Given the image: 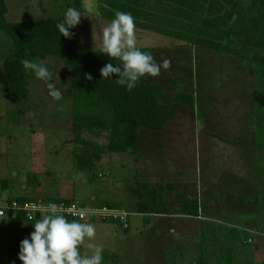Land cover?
Masks as SVG:
<instances>
[{
  "label": "rangeland",
  "instance_id": "1",
  "mask_svg": "<svg viewBox=\"0 0 264 264\" xmlns=\"http://www.w3.org/2000/svg\"><path fill=\"white\" fill-rule=\"evenodd\" d=\"M90 2L95 4L99 15L81 17L77 27L87 50L101 49L102 28L111 20L103 15L105 2ZM6 3V17L12 22L58 17L69 7L84 13V8L78 7L75 0H6ZM170 12L167 14L170 20L157 24L158 32L136 27L137 47L167 49L164 59H176V65L192 69L191 74L173 67L169 71L172 79H188L187 84L175 91L197 96L193 106L178 108L180 114L176 119V126L189 123L193 142L183 151H175L173 156L171 152L166 158L153 154L147 161L135 162L128 155L105 153L99 176L83 175L82 179L77 178L80 172L74 162L72 100L66 91L70 77L64 65L58 64L56 58L48 60L56 69L53 82L62 92V99L54 100L41 80L30 82L27 99L9 97L3 91V62L9 54L10 41L0 35V192L3 181H8L0 201L21 196L46 200L68 197L94 206L96 199L105 203L106 199L117 197L113 200L116 205L123 203L134 213L129 217V229L109 221H86L95 225V242L104 246L102 264H199L201 260L204 264H264V79L255 80L253 69L247 68L238 56L223 53L218 46L200 48L197 41L188 42L185 38L197 33V22L192 28L185 24L189 19ZM166 13L162 11L160 16H167ZM224 94L230 100H240L243 111L248 114L244 115L243 122L251 132L242 147L224 140L223 137H228L226 134L216 136L206 132L208 111L199 100L205 106L209 102L204 103L202 99L207 101L209 95L223 97ZM168 100L173 101L171 97ZM232 121L238 122L236 118ZM171 129L175 132L177 127ZM225 130L232 139L234 133L239 134L237 128L228 132L225 127ZM93 139L105 142L104 138ZM226 172L258 185L262 200L258 213L240 216L225 212L201 219L184 215V205L178 196L208 200L206 190L218 185ZM137 180L155 185L183 182L173 192H165L172 204L170 214L156 215L149 225L145 224L144 216L136 212L127 192V185ZM211 200L214 204V199ZM255 217V225H248ZM229 227L249 232L250 236L246 239L229 233ZM26 234L24 228L15 227L7 216L0 217V264H22L18 254Z\"/></svg>",
  "mask_w": 264,
  "mask_h": 264
},
{
  "label": "trees",
  "instance_id": "2",
  "mask_svg": "<svg viewBox=\"0 0 264 264\" xmlns=\"http://www.w3.org/2000/svg\"><path fill=\"white\" fill-rule=\"evenodd\" d=\"M101 1L107 5L108 14L104 11L103 15L109 16V20L114 18L116 11L128 12L135 18L136 27L146 30L158 32L157 24L170 20L167 15L169 11L189 19V21L184 19L185 24L192 28L194 22H197V27H194L197 33L185 38L188 42L193 44L197 41V46L199 45L200 48L218 46L223 53L238 56L247 68L253 69L255 80L260 82L264 79V0ZM75 3L78 7H82V0H75ZM175 5L178 7L171 8L172 10L168 8V11L167 7ZM165 10L167 16L161 17V12ZM7 13L6 0H0V35L10 41L9 54L3 62V91L9 97L22 99L29 97L30 82L38 79L30 70L24 69L21 64L22 59L43 61L52 73L56 72V69L48 60L56 58L58 64L64 65V70L70 77L66 91L68 98L72 100L71 131L74 136V162L80 173L92 177L99 176L97 174L105 153L128 155L135 162H139L147 161L146 158L152 157L153 154L166 158L171 152L173 156L175 151H183V148L190 147L193 141L189 123L176 126L181 107L193 106L196 102V95L175 91L176 88H181L180 85L188 82V79L185 80L184 77L172 79L170 69L162 68L159 76L146 75L132 91H128L126 87L116 84L115 79L118 77L115 74L108 79H102L100 74V69L106 64H118V60H111L101 53V49L87 50L77 26L69 29L74 34L71 39L59 33L56 25L63 21L64 14L58 17L12 22L7 19ZM214 36L219 38L214 39ZM139 48L150 52L157 63H161L164 59L163 55L168 54L167 49L154 46ZM176 61V59L171 61V67L191 74V68L186 69L176 65ZM86 73H90L93 79L88 80ZM184 88L189 87L184 86ZM170 97L173 99L172 102L168 100ZM199 101L208 111V118L205 119L206 132L216 136L226 134L228 137H223L224 140L239 147L244 146L251 130L247 128L248 125L247 127L246 124L244 125V115L248 114L243 111L240 100L235 98L230 100L224 94L223 97L209 95L207 101L202 99L204 103L209 102L208 105L206 104L208 107L204 106L201 100ZM210 101L213 103L211 104ZM228 108L230 111L227 110ZM187 116L192 117V115ZM233 118L238 122L234 123ZM185 125H188V129ZM176 127V131L173 132L171 128ZM225 127H228V132L237 128L240 135L234 133L232 139ZM180 136L183 137V142ZM193 136L195 135L192 134ZM93 138H104L105 142H97ZM7 183V180L3 181L0 199ZM182 184L183 182L176 181L166 185L162 182L155 185L147 180H137L127 185V192L129 199L135 205L136 212L143 215L145 224L149 225L154 216L170 214L172 204L167 200L165 192H173ZM217 184L211 185L206 190L205 195L208 200H201L198 196L186 199L184 195H179L178 199L184 205V215L192 219H201L208 215L220 216L225 212L239 213L240 216L258 213L262 200L259 196L260 189L252 180L226 172ZM212 198L214 204L210 203ZM12 199L24 201L39 198L22 196L5 198V200ZM114 199L117 197L106 199L105 203L96 199L93 204L97 207L108 206L127 210L123 203L116 205ZM48 200L72 202L77 199L58 197ZM78 201L85 205L82 200ZM7 217L15 227L27 231L26 238H30V234L34 231L32 223L41 218L37 216L34 220H28L22 213H17L15 217L13 215ZM255 220L256 217L251 223L248 222V225L254 224ZM228 230L229 233L246 239L250 236L249 232L238 228L229 227ZM253 238L259 239L256 235H253ZM199 264H204V260Z\"/></svg>",
  "mask_w": 264,
  "mask_h": 264
},
{
  "label": "clouds",
  "instance_id": "3",
  "mask_svg": "<svg viewBox=\"0 0 264 264\" xmlns=\"http://www.w3.org/2000/svg\"><path fill=\"white\" fill-rule=\"evenodd\" d=\"M82 7L84 13L74 7L67 8L63 21L57 23L59 33L65 38L73 37L69 29L79 25L81 17L99 15L90 0H82ZM101 53L119 61L118 64L108 63L100 69L102 79L115 74L118 77L116 84L126 87L128 91H132L142 77H157L162 68L167 70L171 67L169 59L157 63L150 52L137 47L135 18L128 12L116 11L114 18L102 28ZM21 64L38 80L46 83L48 94L54 100L62 99V92L56 87L53 74L43 61L22 59ZM85 76L88 80L93 79L90 73ZM77 178H84L83 173H78ZM26 207L40 210L35 204ZM62 207L49 203L45 206V214L32 223L34 231L30 238L20 243L18 258L22 264H102L104 246L95 242V225L79 219H67L61 211ZM29 219H33L31 212Z\"/></svg>",
  "mask_w": 264,
  "mask_h": 264
},
{
  "label": "built area",
  "instance_id": "4",
  "mask_svg": "<svg viewBox=\"0 0 264 264\" xmlns=\"http://www.w3.org/2000/svg\"><path fill=\"white\" fill-rule=\"evenodd\" d=\"M49 203L62 205L61 211L66 217L82 221L101 220L119 223L124 229L129 228V217L134 214L125 209L83 205L78 200L66 202L43 199H27L24 201L12 199L0 201V217L16 216L17 213H22L26 219L34 220L37 216L45 214V206ZM33 204L37 205L40 210H31L26 207ZM30 212L33 219H29Z\"/></svg>",
  "mask_w": 264,
  "mask_h": 264
},
{
  "label": "crops",
  "instance_id": "5",
  "mask_svg": "<svg viewBox=\"0 0 264 264\" xmlns=\"http://www.w3.org/2000/svg\"><path fill=\"white\" fill-rule=\"evenodd\" d=\"M151 47V46H150ZM134 164H136L135 162H134ZM134 166V165H133ZM138 168H140L139 166H138ZM141 169H139V171H140Z\"/></svg>",
  "mask_w": 264,
  "mask_h": 264
},
{
  "label": "water",
  "instance_id": "6",
  "mask_svg": "<svg viewBox=\"0 0 264 264\" xmlns=\"http://www.w3.org/2000/svg\"><path fill=\"white\" fill-rule=\"evenodd\" d=\"M14 216V215H13ZM15 217V216H14Z\"/></svg>",
  "mask_w": 264,
  "mask_h": 264
}]
</instances>
